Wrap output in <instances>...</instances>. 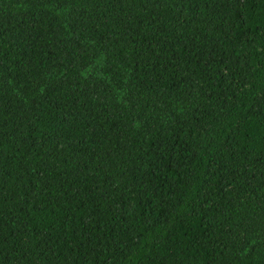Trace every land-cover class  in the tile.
I'll use <instances>...</instances> for the list:
<instances>
[{"label": "trees", "instance_id": "trees-1", "mask_svg": "<svg viewBox=\"0 0 264 264\" xmlns=\"http://www.w3.org/2000/svg\"><path fill=\"white\" fill-rule=\"evenodd\" d=\"M0 264H264V0H0Z\"/></svg>", "mask_w": 264, "mask_h": 264}]
</instances>
